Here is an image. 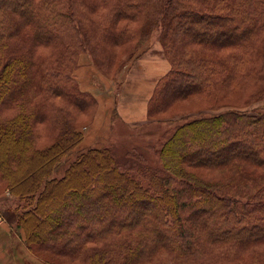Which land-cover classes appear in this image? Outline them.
Here are the masks:
<instances>
[{
	"label": "trees",
	"instance_id": "1",
	"mask_svg": "<svg viewBox=\"0 0 264 264\" xmlns=\"http://www.w3.org/2000/svg\"><path fill=\"white\" fill-rule=\"evenodd\" d=\"M98 1L103 14L88 24L92 0H0V195L17 202L29 249L87 264H264V109L234 104L176 125L158 150L161 173L146 167L156 175L147 187L108 148L80 151L56 175L84 139L76 113L96 110L72 76L89 41L100 54L105 39L144 42L160 27L171 67L151 105L251 82L250 105L264 99V0ZM43 124L53 145L24 158Z\"/></svg>",
	"mask_w": 264,
	"mask_h": 264
},
{
	"label": "rangeland",
	"instance_id": "2",
	"mask_svg": "<svg viewBox=\"0 0 264 264\" xmlns=\"http://www.w3.org/2000/svg\"><path fill=\"white\" fill-rule=\"evenodd\" d=\"M92 1L95 5L90 4L86 9V14H89L88 24L95 23L94 19L99 18L100 13L103 14L100 2L98 0ZM106 21L105 24L108 26H114L116 23L110 20ZM117 24L120 27L129 25L132 30H136L139 29L141 21L120 20ZM87 27L91 28L90 25H87ZM150 31L144 42V37L140 40L141 36L138 34L127 37L121 44L110 42L111 39H103L106 46L102 43L103 52L100 54L96 51V42H86L93 54L88 50L79 53L78 64L73 70L72 76L76 79L82 91L89 92L95 97L97 101L96 110L92 119L88 113H76L77 121L75 120L74 126L81 128L84 139L78 147L63 158L57 167V176L62 175L68 163L80 151L89 147L108 148L121 169L134 171L135 168H140V171L136 174L139 176L142 185L147 187L149 185L148 178L156 175H150L149 172H146V167L150 169L149 171L161 173L162 163L158 150L176 125L195 116L214 114L231 109L234 104H241L242 109L253 107L264 109V99L252 102L250 105L242 103L244 96L248 95L249 89L252 87L251 82L223 88L224 90L207 91L204 94L199 93L182 99L170 97L167 99L165 95L162 98L166 102L158 106L156 104L151 105V97L155 93L156 85L169 71L171 65L164 54L161 28H154ZM131 50H135V53L129 60H126ZM108 51L109 56L113 55V59L104 62L101 58L108 57ZM95 56L106 63L104 65L108 71L106 75L95 64ZM108 74L114 75L109 77ZM169 98L170 101H168ZM58 104L62 103L56 100L55 105ZM129 121L131 123H128ZM39 127L42 128V131L32 143L33 145L30 143L28 153L25 155L24 152V158L31 157V152L38 153L53 145V132L49 129V125L43 124ZM206 148L207 146L202 149L205 151ZM234 150V148H231L229 151ZM8 171L13 174L24 171V169L23 166L18 165L11 167ZM191 171L203 177L208 176L204 168H192ZM4 186V183L0 185V191ZM2 199L0 221L6 220L9 222L13 233L16 232L13 234L15 242L19 245L21 252L26 253L27 257L25 262H22L18 249L15 254L16 264H87L39 248L35 244L32 245L30 250L26 242L25 232L16 222L15 212L13 211L17 202L8 192H5ZM91 244L96 245L94 242H91ZM24 245L27 250L24 249Z\"/></svg>",
	"mask_w": 264,
	"mask_h": 264
},
{
	"label": "crops",
	"instance_id": "3",
	"mask_svg": "<svg viewBox=\"0 0 264 264\" xmlns=\"http://www.w3.org/2000/svg\"><path fill=\"white\" fill-rule=\"evenodd\" d=\"M128 123L131 122L129 121ZM4 196L5 193L0 195V205L1 203H3L2 197ZM15 233H13L12 227L10 226L8 221H0V264H16L15 254L18 249L19 255L22 257V262H25V260L27 259L26 253L21 252L19 245L17 244V242H15V236H13V234ZM24 249H26L25 245Z\"/></svg>",
	"mask_w": 264,
	"mask_h": 264
}]
</instances>
